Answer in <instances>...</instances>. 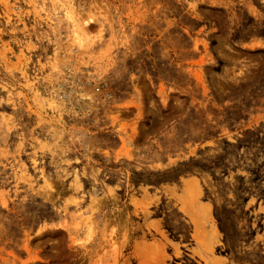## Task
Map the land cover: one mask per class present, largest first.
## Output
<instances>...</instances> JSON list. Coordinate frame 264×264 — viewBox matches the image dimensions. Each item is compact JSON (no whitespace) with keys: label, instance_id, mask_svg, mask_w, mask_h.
<instances>
[{"label":"rangeland","instance_id":"1","mask_svg":"<svg viewBox=\"0 0 264 264\" xmlns=\"http://www.w3.org/2000/svg\"><path fill=\"white\" fill-rule=\"evenodd\" d=\"M0 264H264V0H0Z\"/></svg>","mask_w":264,"mask_h":264},{"label":"trees","instance_id":"2","mask_svg":"<svg viewBox=\"0 0 264 264\" xmlns=\"http://www.w3.org/2000/svg\"><path fill=\"white\" fill-rule=\"evenodd\" d=\"M187 167V168H189V170L192 168V165H187V164H185V165H181V167ZM186 168V169H187ZM169 173H171V174H177V169H175V170H172V171H170ZM165 175H167V173H163V174H158V175H156V177H162V176H165ZM157 182H155L156 184H160V183H163L165 180H163L162 178H160V179H158V180H156Z\"/></svg>","mask_w":264,"mask_h":264},{"label":"bare ground","instance_id":"3","mask_svg":"<svg viewBox=\"0 0 264 264\" xmlns=\"http://www.w3.org/2000/svg\"><path fill=\"white\" fill-rule=\"evenodd\" d=\"M92 23H93V21L90 20L89 22H86V23H84V24H85L86 27H88V26H90V24H92Z\"/></svg>","mask_w":264,"mask_h":264},{"label":"built area","instance_id":"4","mask_svg":"<svg viewBox=\"0 0 264 264\" xmlns=\"http://www.w3.org/2000/svg\"><path fill=\"white\" fill-rule=\"evenodd\" d=\"M98 91H99V89H98Z\"/></svg>","mask_w":264,"mask_h":264}]
</instances>
